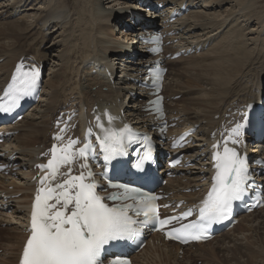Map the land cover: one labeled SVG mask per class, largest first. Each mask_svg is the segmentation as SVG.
<instances>
[{
	"label": "bare ground",
	"instance_id": "obj_1",
	"mask_svg": "<svg viewBox=\"0 0 264 264\" xmlns=\"http://www.w3.org/2000/svg\"><path fill=\"white\" fill-rule=\"evenodd\" d=\"M37 1L40 2L0 0V90L20 57H34L48 66L38 101L31 112L10 127L17 133L0 145L3 155L0 162L11 163L9 172L0 175V188L6 196L2 201L3 212H9L0 214V224L9 227L5 228L4 236L0 233V264H14L18 256L25 236L23 205L29 201L32 189L33 164L40 161L37 155L48 146L52 122L60 112H74L78 125L93 107L101 111L108 108L144 129L153 122L152 116L143 110L147 90L134 82L143 74V64L149 57L142 59L139 54L137 59H130L131 54L136 53L137 43H140L137 51H146L148 46L139 37L145 36L147 31L165 29V52L170 55L183 52L176 59L162 57L169 67L163 86V93L169 100L166 102L167 115L176 121L170 132L179 134L190 127L196 128L193 143L182 151L186 163L193 166L180 167L179 175L170 179L165 187L167 192H173V197L185 199L190 204L201 198L210 176L206 146L209 133L225 113L239 109V105L256 102L264 95V31L254 34L256 26H264L263 0H152L162 3V9L153 13L144 11V14L134 10L143 9L137 7L138 4L130 9V0H75L72 5L70 0H42L40 4ZM183 6L188 12L169 22L170 13ZM20 13L23 15L16 17ZM136 16L143 20L133 25L129 32L123 33L120 28L121 36H125L121 42L111 36L117 25L131 23ZM50 38L52 41L44 48ZM189 50L194 52L187 56ZM191 57L194 58L192 63L182 65L184 59ZM178 95L180 99L173 100ZM216 116L219 119H215ZM249 151L264 159V139ZM10 156L14 158L9 159ZM163 171L164 168L160 172ZM8 177L10 181L6 180ZM10 185L12 190H7ZM184 189H191V192L184 194ZM17 194L20 195L14 197ZM242 225L246 226V231L239 237L236 230ZM251 235L255 236L256 243L249 242ZM154 242L158 250H162L159 243L168 247L163 248L165 252L162 253L167 261L173 258L176 263L179 249L186 250L184 259L188 262L197 256L202 257L204 264H214L217 251H229L245 244L237 247L238 253L251 258L255 264H264V208L241 215L240 222L231 230L206 243L180 248L175 243L163 242L155 234L140 253H147ZM170 247H175L176 254L170 253ZM156 250L152 257L160 254V250ZM189 250L192 251L190 256ZM139 254L133 259L134 263Z\"/></svg>",
	"mask_w": 264,
	"mask_h": 264
},
{
	"label": "snow or ice",
	"instance_id": "obj_2",
	"mask_svg": "<svg viewBox=\"0 0 264 264\" xmlns=\"http://www.w3.org/2000/svg\"><path fill=\"white\" fill-rule=\"evenodd\" d=\"M155 39L158 40V38ZM39 78L38 68L23 70V66L18 65L17 74L13 76L5 92V96L10 98L11 103L7 107L0 104V112L11 111L22 97L31 95L38 87ZM246 108L252 109L253 105L249 104ZM108 119L111 123L112 117ZM260 119L264 120V116ZM251 123L249 111H244L241 120L229 130L223 152L214 153L216 174L213 177L211 190L199 207V222L173 228L166 234L170 238L181 242H187V239L206 238L204 229L212 222L227 219L232 202L241 199L245 194L246 182L249 178L247 158L240 155L234 147H228L227 143L228 141L233 145L242 143L245 131ZM97 127L103 130L101 124L98 123ZM127 131V126L119 130L109 129L105 131L103 139L97 138L105 161L125 154L124 133ZM59 138V136L56 137V139ZM144 140L145 151L134 165L138 171H144L145 163L151 160L149 138L145 136ZM75 143L77 142L69 141V145L59 152L54 146L52 158L47 165L38 166L49 170L47 176L41 178L42 185L46 179L54 180L61 166L72 163L73 156L76 154L71 153L69 149ZM213 147L218 146L214 144ZM89 148L90 145L85 144L77 154L86 159ZM81 167L86 168L87 165L83 164ZM84 180L85 177L81 174L65 179L63 183L56 184L55 188L38 189L32 206L31 234L24 246L20 264H100L101 251L105 245L113 241L134 242L136 240L140 235L136 227L138 223L158 222L163 226L192 214L189 210L181 217L158 220L153 203L157 198L142 192L139 188L124 185L118 186L124 190L122 195H114L109 199L133 200L138 203L109 207L102 202L103 198L96 194L97 185L84 183ZM51 200H55V203H50ZM132 208H135L137 214L142 212L146 219L133 220L129 216V209ZM111 264H129V262L117 256Z\"/></svg>",
	"mask_w": 264,
	"mask_h": 264
},
{
	"label": "rangeland",
	"instance_id": "obj_3",
	"mask_svg": "<svg viewBox=\"0 0 264 264\" xmlns=\"http://www.w3.org/2000/svg\"><path fill=\"white\" fill-rule=\"evenodd\" d=\"M60 1H62V0H60ZM38 2V1H37ZM36 2V3H37ZM43 1L42 0H40V2H38V4H40V3H42ZM74 2H76L75 0H70V5H72V3H74ZM35 3V4H36ZM38 4L35 6V7H37L38 6ZM130 4H131V7H129L130 9H133L134 8V5H136V2H134V1H131L130 0ZM261 5H263L264 6V0H263V3L261 4ZM121 6V5H120ZM122 7V6H121ZM136 7V6H135ZM70 8H72V6H70ZM126 8V7H125ZM259 9V8H258ZM134 10H136L138 13H141V14H144V11L143 10H138V9H134ZM71 11H72V9H71ZM260 11V10H259ZM73 13V12H72ZM71 13V17H72V19L73 18H75V14L73 13L72 14ZM29 14V13H28ZM146 14V13H145ZM21 15H23V14H19V15H17L16 17H21ZM147 15V14H146ZM74 16V17H73ZM16 17H15V19H16ZM18 17V18H19ZM239 19V18H238ZM239 22V21H238ZM121 26V27H120ZM232 26H235L234 24L232 25ZM120 28L122 29V32L123 33H126V32H129L130 30H127V29H125L124 27H123V25L121 24V25H117V27H116V30H113L112 32H111V36H114V37H117V39L120 41V40H123L124 39V35L123 36H121L122 35V32H121V30H120ZM115 29V28H114ZM51 30V29H50ZM54 30H57V27L54 29ZM259 31H264V26H262V24L261 25H258V26H256V29H255V32H254V34L256 33V32H259ZM120 38V39H119ZM238 38H240V36H238ZM257 38H259V36L257 37ZM126 40V39H125ZM52 41V39L50 38V40H48V44H46L45 46H44V48H46V47H48L49 46V43ZM121 42V41H120ZM123 43V42H122ZM126 43H129V41H127ZM137 46H136V50H137V48H139V43H137L136 44ZM141 53V52H140ZM197 53H199L198 51H197ZM197 53H195V55L197 56L198 54ZM191 54H193V53H190V54H188L187 56H190ZM200 54V53H199ZM142 56H145L144 54L142 55ZM193 60H194V58L193 57H191V58H189V59H184V61H183V63H182V65H186V64H188V63H192L193 62ZM43 64V63H42ZM181 65V66H182ZM43 66H44V69H45V73L46 74H48V66L47 65H44L43 64ZM168 70H169V67H168ZM119 72H120V70H118V72L116 71V73H115V75L117 76V75H119ZM115 77V76H114ZM104 89V88H103ZM180 95H178V96H175L174 97V99L173 100H179L180 99ZM168 102H169V100H168ZM35 105V104H34ZM33 105V106H34ZM32 110V108L30 109V111ZM29 111V112H30ZM13 179V178H12ZM7 181H10L11 179L8 177L7 179H6ZM7 190H12V185H10V186H8L7 187ZM2 214H4V215H6V214H9V212H3ZM249 224V223H248ZM11 227V226H10ZM246 226L245 225H242V227H240L243 231H241L240 230V228H238L237 230H236V234H237V236H241V235H244L245 233H243V232H245L246 231V229H244ZM5 228H9L8 227V225H6L5 223H3V224H0V229H2V230H0V233L2 234V236H4L5 235ZM261 231H259V232H262V229H260ZM238 232V233H237ZM241 232V233H240ZM250 233V232H249ZM241 234V235H240ZM252 235H254V233L252 234ZM251 235V237L253 238V240L254 241H252V238H250L248 241L249 242H253V243H256L257 241L255 240L256 238H255V236H252ZM223 238V237H222ZM2 240H1V237H0V242H1ZM242 245H245V244H241V245H237V247L239 246V248L242 246ZM151 246V247H150ZM150 246H148V247H150V248H147L146 250V252L147 253H144L143 255L140 253L139 254V256L140 257H138V261H136L135 262V264H146V262H147V264L150 262L151 264H155L154 263V261H156V264H160V263H158V262H160L161 261V263L163 262L162 261V259L164 260V262H163V264H165V262H166V264H181V263H191V264H204V260L203 259H201L202 257H197V256H195V257H193L191 260H189V262L188 261H186L185 259H184V255L186 254V253H184V252H186V250H183V254H181L180 253V251H177V253H178V257L176 256V261L178 262V263H176L174 260H173V258H170L168 261H167V258H165V257H167L166 255L164 256V254L162 253V252H165L164 250H163V246L161 245V243H159V246H161L162 247V250H160L161 248H159V250H160V254L158 255V253L156 254V257L154 258V257H152L154 254H155V250L156 251H159L158 250V245H157V242H154V243H151L150 244ZM153 247V248H152ZM237 247L235 248V247H232V248H230V250L229 251H217L216 252V254H217V258H214V264H237V263H239V262H236L237 260L238 261H240V263L241 264H255V262L254 261H252L251 260V258H246L247 256H241V255H243V254H239L238 253V250H237ZM154 248H156V249H154ZM168 247H165L164 249L166 250ZM171 248V251H170V253L171 254H176V249H175V247H170ZM152 249V252L150 251ZM154 249V250H153ZM235 249H236V251H235ZM151 253V254H148L149 252ZM234 252V253H232V252ZM191 250H189V251H187V253H188V255L190 256L191 255ZM228 252V253H227ZM2 253V248H0V254ZM154 253V254H153ZM161 253H162V255H161ZM232 254H234V255H232ZM237 255V256H236ZM157 256L159 257L157 260H156V258H157ZM163 256V257H162ZM228 256H229V258H228ZM233 256H236V257H233ZM146 257V258H145ZM154 258V261H149V258L150 259H152V258ZM162 257V258H161ZM230 257H231V259H230ZM240 257V258H239ZM140 258V259H139ZM219 258V259H218ZM239 258V259H238ZM147 259V260H146ZM230 259V260H229ZM245 259V260H244ZM260 259V258H259ZM258 259V260H259ZM141 260V261H140ZM146 260V261H145ZM171 260H173V261H171ZM229 260V261H228ZM242 260V261H241ZM248 260V261H247ZM256 260V259H255ZM179 261H181V263H179ZM213 261V260H212ZM140 262H142V263H140ZM173 262V263H172ZM221 262V263H220ZM149 263V264H150Z\"/></svg>",
	"mask_w": 264,
	"mask_h": 264
}]
</instances>
